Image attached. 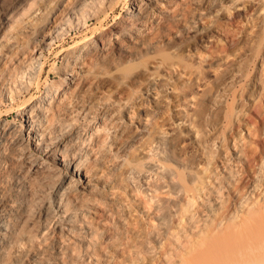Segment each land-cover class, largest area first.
Masks as SVG:
<instances>
[{"label": "bare ground", "instance_id": "6f19581e", "mask_svg": "<svg viewBox=\"0 0 264 264\" xmlns=\"http://www.w3.org/2000/svg\"><path fill=\"white\" fill-rule=\"evenodd\" d=\"M24 1L26 2L27 0ZM112 1L113 0H74V3L71 2L72 5L70 4L71 6L66 4L65 8H67L69 12H72V14H67V9H61L59 10L60 14H56L59 17L58 19H60L61 14H63V17H61L59 21L52 22L50 26H46L40 31H37L38 38L34 42V46L31 45L34 52L31 49L27 50V47L26 49L24 48L23 45L26 44L24 41L21 42L25 43L23 45L18 43V41L13 43L10 41V34L15 28V24L12 25L13 23L10 24L9 22L11 20L10 16L14 15L15 17V14L11 15V13H19L22 8L17 7L19 11H14V8L18 6L15 5V7L12 8L13 11L11 10V13L8 12L0 23V39H6L5 42L0 41V52L5 50L3 58L0 57V60L4 59L5 63H11V67L13 66L12 64L16 63L17 65L13 67L17 70V66L19 65L18 70H20V65L28 63V59H26L27 57L25 55L30 52V50V56H32L34 61L36 60L34 58L41 59V56L44 55V45L51 47V49L60 46L61 43L59 41L60 39L61 41L64 39L63 37L68 30L71 31L81 27V24H86L89 18L99 20L101 16L105 14L106 7L112 4ZM227 1L231 3H228V5ZM248 1L250 2L251 0ZM248 1L134 0L132 10H129L127 6L128 11L124 20L114 25L112 31L109 33H102L95 39H84L68 46V48L61 49V51L58 52L59 54L57 53L58 57L54 65V72L58 75L57 81L53 80L51 82V73L47 74L46 82L48 81V85L46 88H48L41 100H38L40 102L38 103V101L31 99L34 102L31 103L30 107L25 110L23 108V110L20 109V113H18L21 117V129L19 128L20 132L18 128L14 127V129H17H15V132L18 131L17 133L20 135L19 141L22 140L25 146L13 147L11 150H9L7 146L8 151L5 146L9 145L11 142L6 144L7 142L5 141L6 143H4V145H6L4 146L2 139L0 140V164L3 162L4 165V162H8L7 164H9L10 169L5 165L4 167L7 168V172L8 169L13 172L11 176L14 175L13 185L16 186L14 190L16 191L15 193H17V195H23V198L24 196L26 197L25 200L19 204L13 201L14 199L11 202H7L8 199H5L7 203L3 201L5 204L2 203V205H0V245L2 249L4 245H10V248L13 246L12 244H14V246L16 245L14 237H18L16 233L21 226H18V221H21V219L17 218H19L21 212L18 217L16 213L19 212L21 208L20 210L24 209L23 211L27 214L26 210L30 208L31 211V208H33L30 207L32 202V206L36 204L39 211L37 210L38 212L36 214V208L34 207L33 209H35V211L33 209L31 213L29 211V217L25 216V218L30 220L31 215L33 217L32 213L35 212L36 218L39 220H36L34 216L33 218L36 222H32V225L35 227L34 231L37 232V235L42 233L43 236L45 234L43 228H47L48 226V223L42 224L39 223V221H41V219L49 221V218L52 217V213H54L53 210L55 213L59 212L63 214L65 223L63 222L64 224L60 226L59 223L54 221L58 224L55 228L59 234L67 236L66 238L69 237L68 240L70 243H67L68 246L66 245V247L73 254L72 260L75 261L74 258L77 257L82 258L81 255L79 256L74 253L75 248L73 247L75 244H78L80 248H86L85 251L89 250L92 254L95 253L96 261H93L94 264H106L104 260L109 261L113 259L112 250L115 252L118 248V243L114 239L124 236V233L127 234V232H125L126 224L128 223L127 217L135 211L136 206H139L144 212H148L147 216L150 218L151 225H153L150 230L152 236L151 242L155 245L156 241H159V245L157 246L158 250L154 255L152 253L153 256L150 258L151 264H264V155L261 158L258 168L254 170V173L246 166L243 170H245L247 174H243L242 170L240 169V171L238 168L239 166L237 163L239 162H236V160L239 161L242 157L243 151L235 140V153L234 156L232 155L235 157V164L232 165L231 163L230 165L222 160L226 172L225 175H222L224 177L221 178L223 179L220 180L221 183L219 181L217 186L208 187L202 179L201 184L198 185L192 182L184 172L174 169V167L168 163L166 147L171 140V133L164 128V124L156 121L158 116L169 104V94L178 89L184 91V87L188 86L185 79L175 80L173 84L171 80L174 73L172 74V72L179 73V76L183 75V73H188L189 71H187V69L190 66L188 67L185 62L186 56L193 57L196 54L200 58L199 55H201L203 50L201 51L199 46H202V40L204 43L205 39L216 40L217 33L223 34L222 32H225L227 27L225 25L226 23L227 25H233L232 23L234 21V24L236 23L235 19L228 20V22L225 23L221 21L222 19L220 20V18L222 16L218 15V13L222 14V12H220L221 9L225 7L227 9L226 13H231L233 8L244 10L245 17H247L244 18V20L248 19L249 12H251L249 9L250 7L247 8V5H250L247 3ZM255 1L256 0L252 2ZM260 1L264 2V0ZM260 1L259 3L261 4ZM18 2H20V0ZM25 2L22 1L23 5ZM51 2H53V0ZM29 4L31 5V1H29ZM51 4L53 3H50V7ZM26 5H28L27 2L25 6ZM44 6L46 5L43 4V6L38 7L46 9ZM63 6L65 5L63 4ZM251 7H253L252 3ZM258 7L256 9H258ZM29 8L31 10V7H28V9ZM260 8L263 10L264 6H260ZM35 9H37V7ZM48 9L50 8L48 7ZM246 9L249 10L247 14L245 11ZM251 9L254 10V8ZM41 10L39 12H41ZM27 11H25L24 14H26ZM61 11H66L65 13L67 16ZM212 11L214 12L212 13ZM263 11L261 12L264 13ZM255 12L254 10L252 13L255 14ZM261 12L256 13L259 14V19L262 20L263 17L260 18ZM32 13L35 14L36 12ZM207 13L211 14L207 16ZM234 13L237 14L235 10ZM252 13H250L253 17H251V19L254 20L255 18L258 21L257 17H254ZM223 14L225 13L223 12ZM72 15L75 17L76 22ZM30 17L32 18V15L26 17V19ZM227 17L229 18L230 15H227ZM55 18L58 20L57 17ZM55 18H53V20ZM232 18H234V16ZM5 19H7V21ZM256 20H254V22H256ZM20 21L21 20H19V22ZM200 21H206V23L203 22V24H201L202 28H198L200 27V25H198ZM230 21L233 22L230 23ZM251 21L250 23H252ZM32 22L31 24L33 25L34 23ZM31 24L29 23V26L27 25V29ZM196 24L198 26H195ZM258 25V22L252 23L249 26V30L247 29L244 35L242 33V35L239 34L238 29H240V27L234 29H237L234 31L235 33L238 31L236 35L233 33L235 35H233L234 38H238L237 35L239 34L240 37L238 39H247L246 42L249 44L243 43V47L244 44L248 45L245 47L246 51L248 47L250 49V46L253 45L254 49L251 47V50L256 52L255 46L260 47L264 41V29L261 27L263 25L260 24V27H258ZM256 26L259 29H255L254 27ZM27 29L23 31H28ZM32 29L33 28L30 30ZM227 29L228 31H226L229 33L230 29ZM244 30L246 31V28ZM241 31L243 32L242 29ZM214 33L216 34L214 35ZM231 35L230 33L228 36ZM218 36L220 37V35ZM234 38L231 36L229 39ZM177 39L180 40L178 41ZM187 39L193 40L188 41ZM204 46L208 47L209 45L207 46L205 44ZM241 46L240 48H243ZM232 49H234V47H232ZM222 50H225L227 60H229L228 58L230 57L228 56L232 53L230 51L227 53V49ZM31 53L33 54L31 55ZM177 53L181 56L178 60L174 59V54ZM205 53L206 52H204V54ZM28 54L27 56H29ZM150 55H158L160 58L158 60L156 56H153L157 61L151 62L152 65L150 67L136 71L135 65ZM62 56L63 60L60 61ZM24 59L27 62H23ZM31 61L29 60V62ZM36 61L34 62L35 64ZM243 62H245V59ZM32 64L29 63V65ZM40 64L41 66L39 67L41 68L39 72H37L38 74L36 73V68L39 69V67H34L35 71L34 69L32 70L34 71L33 73L36 74L28 78L29 80L27 83L29 84L25 85L26 87L23 84H19V86L23 85L21 87L28 88V90L33 86V80L35 81L45 69L44 62L42 61ZM220 64L218 67H220ZM3 65L2 67H4ZM29 65H27V68ZM232 65L225 68L223 67L222 72L224 79L228 81L225 85L230 84L231 87L232 85L235 86L236 82H240L241 78L239 77L245 75L243 65V67L241 65H239V67L237 65ZM24 66L23 68H25ZM5 67L8 70L10 65L9 67ZM11 67L10 70H12ZM14 68L12 71L14 75L6 73V75L10 74L11 77L8 76L11 79L12 77L16 79V76L18 77L19 74V72H16L17 74L15 73L16 70H14ZM32 68L33 66L31 69ZM26 76H28V74L23 77ZM185 76H187V74ZM194 77H197L198 80V76ZM4 78H2V80H4ZM21 78L22 77L19 79ZM5 79L7 80V78ZM14 81L15 80H13L12 83H14ZM10 83L11 82H9V84ZM6 87L7 85H3L2 88H0L4 91V93L3 91L0 92L1 99L8 93ZM18 87L16 89H18ZM9 89V97L11 96L13 101L16 97L14 94L16 90L13 91L12 87H9ZM25 90L27 92V89ZM252 90H249V92H251L250 95L248 94L249 99H252V95L256 94L254 93L255 91ZM20 91L23 93L24 90ZM16 94L19 96L20 93ZM184 95L186 97L188 92ZM235 96L234 99L236 101L237 98ZM30 97H32L31 94ZM241 97L243 98V96H239V101ZM19 99L20 98H18V100ZM6 126L8 127V125H5V127ZM5 129L9 130V128ZM10 132L7 131V134ZM195 132L194 136L196 138L199 134L198 131ZM10 134L7 135L9 138L6 139L10 141V138H12L14 140L15 137H10ZM14 134L18 135L16 133ZM17 138L15 139L18 141ZM16 143L15 141V144ZM18 143L22 145V143ZM26 164L28 165V169H26ZM22 166H25L23 167V171L26 170V174L21 172ZM3 173L1 172V175H3ZM1 175L0 198L5 190L4 186V190L1 188L2 179L4 178L2 177L1 179ZM252 175L253 178L248 179V177ZM32 176H34V178ZM7 178L10 179L11 177ZM35 178L38 181L37 183H35L36 180H34L35 182L33 181ZM11 180L13 179H10V181ZM170 187L173 188L174 194L179 195L183 192V194L186 195L185 203L180 206L172 205L171 207L165 205L164 193L168 191ZM37 188L43 193L42 196L44 198L51 193L52 200H50L52 202L46 199L49 196L45 199L42 198V200L39 198L38 203H40V205L37 206V202H33L35 200L32 201V197H34V199L36 197L33 192L34 190L36 192L38 190ZM225 188L229 189L227 196H229L230 193L236 194L233 200L229 199L231 197H228V200L226 199ZM11 191L14 192L13 190ZM129 191V196H134L135 194V200L133 198H128ZM36 193L38 194V192ZM122 193H126V196L122 197ZM29 197H31V200ZM197 202H199L198 207H196ZM4 211L5 214L8 212L9 215H5ZM23 211L22 214H24ZM14 214L17 218H13L12 215ZM53 216L55 217V214H53ZM167 216L171 218L170 222H168L170 218L166 219ZM54 217L53 219H55ZM26 219L23 222L24 225L25 221L27 225L30 224L31 221L27 222ZM50 219L49 225L50 222L53 224L52 218ZM52 224L46 230L50 229V227L53 228L54 226H52ZM32 225H29V228L32 227ZM32 231L30 233H32ZM25 232L26 234L28 233L26 230ZM55 232L52 233L54 234ZM30 233L27 236H30ZM33 233L31 235H33ZM48 233L50 234L49 231ZM49 234H46L48 239L51 236ZM22 236L24 235L22 234ZM37 238L39 239V237ZM18 239H20V236ZM46 239L47 237L45 240ZM20 240L17 241L19 242ZM28 240L31 242L35 241L32 237ZM22 241L24 240L20 242ZM40 241L42 242L43 240L41 239ZM62 241L63 240H61V242ZM104 241L111 243L108 247L109 249L105 247L107 245L106 242L103 247ZM64 242L61 246H64ZM149 244L150 241L148 242V245ZM17 245L19 246V244ZM58 245L60 244L58 243ZM78 245H76V248ZM71 246H73L72 248L74 250L71 249ZM148 247L150 249L151 246H147V248ZM50 248V250H52V245ZM41 249H45L44 253L48 250L39 246L33 255L35 262H32L41 264L58 262L57 260L51 262L48 261L49 258H43L46 257L47 254L45 255L42 253ZM50 250L48 253H51ZM10 251H12V249ZM6 252L9 253V249H7ZM43 254L45 256L42 257ZM85 254L86 253L83 255L85 256ZM147 254H149V252ZM3 255L4 254H2V256ZM50 255L52 256V254H49V256ZM86 255L91 257V255ZM5 257H0V264H15V262H11L12 260L10 262L7 261L8 258L5 259ZM81 260L83 259L78 260V262L75 261V263L78 264ZM90 260L89 258L88 261ZM61 261L66 263L64 260ZM32 262L31 264H34ZM140 262L142 263L141 260ZM145 262V264H148L147 261ZM87 264L89 263L87 262ZM90 264L92 263L90 262Z\"/></svg>", "mask_w": 264, "mask_h": 264}, {"label": "rangeland", "instance_id": "374dc122", "mask_svg": "<svg viewBox=\"0 0 264 264\" xmlns=\"http://www.w3.org/2000/svg\"><path fill=\"white\" fill-rule=\"evenodd\" d=\"M18 1L19 0H0V23L5 18V15L8 14V12L11 13L13 11L12 8L15 7V5H18L14 8V11L17 10V12L19 11L18 9L20 7H22L21 8L22 11L20 9L19 13H11V15L15 14V17H14V15L10 16L11 20L9 22H10V24L13 23L12 25L15 24L14 25L15 28L13 29L12 33L10 34V36H11L10 41L12 43L17 42V41H18V43H21L24 41L26 44L25 43H21V44L22 45L25 44L23 46L25 49L27 47V50L33 49V47H31V45L34 46V44H35L34 42L38 38V35H37L38 32L37 31H40L42 28H44L46 26H50L52 24V22L54 23L55 21L56 22L59 21L61 19V17H63L62 16L63 14H61L60 19H58L59 17L56 14H58L60 12L59 10H61V9L66 10L67 9V8H65L66 4L71 6L72 3H74V0H53V2H51L52 0H50V2H49V0L48 1L47 0H29V1H31V5H30L29 1L27 0L26 2L28 3V5L25 6L26 2L24 0H20V2H18ZM22 1L25 2L24 5H23ZM246 1H248V0H246ZM252 1H254V0L247 2L250 4L249 6L247 5V8L250 7L249 9L251 10V12H249L248 19L249 18L251 19L252 16L250 13H252L254 10L258 13L264 10V9L262 10L260 8V6L261 7L264 6L263 1L258 0V2H257V0H256L255 1L256 3L252 2ZM259 1L261 2V4L259 3ZM133 2H134V0H113L112 4L106 7L105 14L102 15L100 18L101 20L89 18V21L86 24L82 23L81 27L76 28L75 30L73 29L71 31L68 30L67 33L63 37L65 40L62 39V41H61V39L58 38V39H60L59 42L61 43V45L58 46L59 48L56 47V48L51 49V47L44 45L43 46L44 55L41 56V59L34 58L37 60V61L35 60L36 64L34 63L35 61L33 60L32 56H30L31 50H30V52L27 51L29 54L27 52L26 53L29 56H27V54H26L25 56L27 58L24 57V58L28 59L27 60L28 63H26V64L29 65V63L32 64V62H33V64H35V65H33V64L29 65L28 66L29 69H28L27 65L25 63H23V65H20L21 66L19 68L20 70H18L19 65L17 66V70H16V68H14V67L17 64L16 63L12 64L13 66L15 65L14 67L12 66L14 68V70H16L15 73L19 72V74H20V75L18 74V77L16 76L17 80L14 79V77H12V79L15 80L14 83H12L13 80L10 78L11 77L10 74H8L10 77L8 75H6V73H11L12 75H14L13 74L14 72L12 73L13 68L11 67V63L10 64H8L7 62L5 63L4 59L0 60V64H1L0 66L1 67L3 64H5V65H3L4 67H2V68L0 67V73H1L0 78L1 77L7 78V80L4 78L5 81L2 80V78L0 79L1 80L0 81L1 82L0 88H2L3 85H7L6 88H7V92H8V93H6V95H4V97L2 99L0 97V102H1L0 103V132H1L0 134H2V135H0V140L2 139L3 145L6 142H7L6 144H8V142H11L9 144L10 146L6 145V144H5L6 146L4 145L6 150H8V149L11 150V149H13V147L15 148L18 146H21V147L25 146V143L22 140L19 141L20 135H19V133H17L18 131L20 132V129H21L20 128L21 127L20 126L21 117L18 115V113H20V109H22V108L24 110L28 109L32 102L41 100L42 96L45 95L46 89L48 88V87L46 88V86L48 85V81L46 82L47 74L51 73V80H50L51 82L53 80L57 81L58 75L56 74V72H54L55 71L54 65H55V60L57 59L58 54H59L58 52L61 51V49L68 48V46H71L77 42L84 40V39H92V38L95 39L99 35H101L102 33H109L110 31H112L114 29V25H116V24L120 23L122 20H124L125 15L127 14V11H128L127 6L129 8V10L130 9L132 10V8L134 6ZM50 3H53V4H51V7H50ZM228 3L230 4L231 2L227 1V4ZM251 3H252L253 7H251ZM21 4H22V6H21ZM43 4L46 5V6H44V7H46V9L38 7V6H43ZM63 4L65 6H63ZM253 4L254 5L256 4L255 5L256 7ZM17 7H19V8H17ZM25 7H26V10H25ZM28 7H31V10H30V8L28 9ZM36 7H37V9H35ZM48 7L50 9H48ZM240 7H243V6H240ZM257 7H258V9L259 8L260 9L259 10L256 9ZM32 8L34 9V11ZM39 8L43 9L44 11L39 9ZM251 8H254V10H252ZM38 9H39V11L41 10V12H39ZM35 10H37V11H35ZM221 10H220V12H222V14L218 13V15L222 16L220 18V20L222 19L221 21H223L225 23V22H228V20L235 19L236 20V23H235L236 26L234 24V22H235L234 20H233L234 22L230 21V23L233 22L232 23L233 25H229V24L227 25V23L225 24L227 26L226 30L228 31L227 28L230 29L229 33L226 30H225V32H222L223 34L217 33V38L219 37L218 35H220L218 40H217V38H216V40L215 39H205V43L202 40V42H201L202 46H204L205 44L207 46L208 45L209 46L208 47L199 46L201 51L203 50L202 51L203 54L201 53V55H199L200 58L196 54H195L196 56L194 55L193 57L186 56L187 58L185 59V62L188 65V67L189 66L190 67L187 69V71H189V72L183 73V75L187 74V76H185V75L179 76V73L172 72V74L174 73L172 75L173 77L171 80V82L173 84L175 83V80H179V79L184 80L185 79V81L188 83V86L184 87L185 92L182 91V89H178L176 91L175 90L172 91L169 94V104L163 110V112L158 116V119L156 120L157 122H161L162 124H164V128L168 132L171 133V140L167 144V147H166V150L168 153V163L171 166H173L174 169H177L179 171L184 172L189 177V179L192 182H194L195 184L200 185L201 180L203 179L206 183V186H208V187L215 186V185L217 186L219 184V181L223 180V179H221L224 177L222 175H225V172H226L224 170L225 168H224L223 162H227L230 165H231V163H232V165L235 164V161H234L235 157H233L234 153H235V147H234L235 146V140L237 141L238 146L239 147L241 146L240 148L243 151L242 157L239 159V161L236 160V162H239V163H237L239 166L238 168H239V170L240 169L242 170L243 174H247V172L245 170H243L246 168V166H248V168H250L254 173V170L258 168L259 163L261 162V158L264 155V61H263L264 60L263 59L264 58V56H263L264 55V53H263L264 52V41H263L262 45H260V47L255 46V49H256V52H255V51L251 50L252 48L254 49L253 45H251V44H250L251 46L249 45L250 49L248 47L247 51H246L245 47H247L248 45H245V44H249L246 42L247 39H238L240 37L239 34L242 33L244 35L247 32V29L249 30V26L252 23L258 22L259 23L258 27H260V24H261V25H263L261 27L264 29V23H263V20H264L263 14L264 13L261 12V14H260L261 15L260 18L263 17L262 20L259 19V16H258L259 14H257L256 12H255V14L252 13V15H254V17H257L258 21L255 18H254V20H256V22H254L253 19H251L252 21L249 19L252 22V23H250V21L248 19L244 20V18H247V17H245L244 10H237V8L236 9L233 8L232 9L233 13L232 12L226 13L227 9L225 7ZM234 10L237 14L234 13ZM25 11H27L28 13L26 12V14H24ZM66 11H67V14H69V15L72 14V12H69L68 9ZM245 11L247 14V11H249V10L246 9ZM32 12H36L35 14H37V15H35ZM61 12L65 13L64 11H61ZM213 12L214 11H212V13ZM223 12L225 14H223ZM67 14L65 16H67ZM209 14H211V13H209ZM209 14L207 13V16H209ZM31 15H32V18L30 17V18L26 19V17H29ZM227 15L228 16L230 15L231 18L230 17L228 18ZM33 16H35V17H33ZM233 16H234V18H232ZM36 17H37V19H36ZM39 17H40V19H39ZM55 17H57L58 20H56ZM72 17L74 18V21H75V17L73 15H72ZM53 18H55V19L53 20ZM28 19L29 20L32 19V20L29 21ZM5 20L7 21V19H5ZM19 20H21V21L19 22ZM26 20H27V22H26ZM35 21H36V23H35ZM31 22L34 24L32 25ZM203 22L206 23V21H200V23L198 22L199 24L197 23L198 25H200V27H198V28H202L201 24H203ZM26 23H28V24H26ZM29 23L32 25V27L30 25V27L33 28L32 30H30L31 29L30 27L27 29V27L29 26ZM197 24L195 26H198ZM248 24H250V25H248ZM63 26H65V25H63ZM230 27H232L233 29ZM237 27L238 28L240 27V29H238L239 30V34L237 35L238 38H234L233 33H235L234 31L237 30V29L236 30H234V29ZM258 27L256 26L254 28L259 29ZM243 28L244 29L246 28V31ZM262 28H260V29H262ZM26 29L28 31H23ZM241 29L243 30L244 33L241 31ZM30 31H32V32H30ZM230 33L232 34L231 36L234 39H229V38H231V36H228V35H230ZM237 33H238V31L235 33V35ZM188 34H191V33H188ZM215 34L216 33H214V35ZM226 34H227V36H226ZM220 38H223V39H220ZM3 39H0V41L5 42L6 39L5 40H3ZM177 40L179 41L180 39H177ZM187 40L192 41L193 39L192 40L187 39ZM221 40H223V41H221ZM248 40H250V39H248ZM243 43H245L244 47H243ZM225 44H226V47H225ZM241 44H242V46H241ZM231 46L234 47V49H232ZM236 46L238 49L236 48ZM240 46L243 47L244 50H243V48H240ZM260 48H261V50H260ZM222 49H227L226 50L227 53L229 51L232 54L234 53L233 56L231 54L230 56H228V57H230V58H228L229 60H227L225 50H222ZM237 50H239V51H237ZM218 51H220V52H218ZM176 52H178V51H176ZM204 52H206V53L204 54ZM4 53H5V50L3 52H0L1 58H3ZM258 53H259V55H258ZM32 54L33 53H31V55ZM185 54H187V53H185ZM174 55H175V57L174 56L173 57L176 60L181 58V56H179L178 53L174 54ZM153 56H156L158 58V60L160 58V56H158V55H150L146 59L137 63L135 65V70L139 71V70H142L143 68L150 67L152 65L151 62L157 61V59L155 60ZM202 56H204V57H202ZM28 57L31 59H29ZM225 57H226V59H225ZM244 59H245V62H243ZM29 60L30 61L32 60V61L29 62ZM38 60H39V63H38ZM41 60L44 62V65H45L44 72L42 73L44 75L41 74L37 79H35V81L33 80L34 84H32L33 86H31V88L28 90V88H25L26 87L25 85L29 84V83H27V81L29 80L28 78L30 76H32L33 74H36L37 72H39V70L41 68L39 66H41L40 63L42 62ZM62 60H63V56L60 58V61H62ZM25 61L26 60L24 59L23 62H25ZM239 61L241 64L243 63L242 65L244 67L239 63ZM218 63L219 64L221 63L220 67H218L219 66ZM222 63H225V64H222ZM228 64L229 65L233 64L232 66L237 65L238 67H239V65H241L243 67L244 73H245V75L243 77H239V78H241L242 81L240 80V82H236L237 85L236 84H235V86L232 85V87L230 84H229L230 87L228 84L225 85V83L228 81L226 79H224V77L222 75L223 67L224 68L228 67L229 66ZM9 65H10L12 70H10ZM5 66L9 67V69L7 70V68ZM23 66L25 68H23ZM30 66L31 67L33 66V68L31 69ZM34 67L35 68L39 67V69L36 68V73H33L35 71ZM3 68L6 69L7 71H9V70L10 71L7 72ZM33 69H34V71H32ZM30 71L32 72V74ZM219 71H221V72H219ZM26 72H28V73H26ZM3 74H4V76H3ZM27 74H28V76L23 77ZM199 75H200V77H199ZM19 76L22 78L19 79L20 78ZM181 76H183V77H181ZM194 76H198V80H197V77H194ZM189 77H190V79H189ZM8 78H10V79H8ZM6 81H7V83H6ZM9 82H11L10 83L11 85L9 84ZM15 83L16 84L18 83V84L16 85ZM25 83H27V84H25ZM19 84H23L25 87H21L23 85L19 86ZM13 86H15V87H13ZM223 86H224V88H223ZM9 87H12L13 91L16 90L14 92L16 97L13 101H12L11 96L9 97V94H10ZM17 87H18V89H16ZM19 89L24 90L23 93ZM25 89H27L28 93L26 92ZM250 89L251 90L253 89L252 91H255L254 93H256V94L252 95V97H251L252 99L248 98L250 93H251V92H249ZM17 90H19L20 92ZM235 90H236V92H235ZM2 91L3 90L0 89V92H2ZM187 92H188V95H186V97H185L184 94ZM3 93H4V91H3ZM16 93H20L19 96ZM7 94H8V96H7ZM21 94H22V96H21ZM30 94L32 95L33 98L30 97ZM235 94H236V96H235ZM238 95L243 96V98L241 97L240 101H239ZM234 96L238 99V101H237V99L235 101ZM17 97L20 99L18 100ZM29 99H30V101H29ZM31 99L34 101H32ZM39 102L40 101H38V103ZM36 112H37V110H36ZM5 125H8V127L7 126L5 127ZM4 127L9 128V130H6ZM14 127L18 128V129L20 128V129L15 132L16 128L14 129ZM13 129H14V131H13ZM3 131H4V133L6 132L5 136H4ZM7 131L8 132L12 131V132H10L12 134H10V133L7 134ZM195 131H198V134H199L198 137H196V138L194 136V134L196 133ZM13 132L18 134V135H15ZM9 134L11 135L10 137H13V138L18 137L17 138L18 141L15 138H14V140L12 138H10V141L7 140L6 138H9V136H7ZM13 134H14V136H13ZM15 141L17 142L16 144H15ZM18 142L22 143V145L21 144L19 145ZM7 146H8V149H7ZM210 159H211V161H210ZM222 160H223V162H222ZM7 163L8 162H6V163L4 162V165L7 166V168H8L9 164H7ZM4 165H3V162H1V164H0V175H1V172L2 173L4 172L3 175H1V179H2V177H4L2 180L5 181V182L2 181V184L4 183L5 185L1 184V188H2V190H4V188H5V190L3 191V194L1 195L2 197L0 198L1 199L0 205H2V203L5 204L7 202H11L13 199H14L13 201H15L16 203L19 204L20 202L25 200L26 197L24 196V198H23V195H17V193H15L16 191H14V190H15L16 186L13 185L14 175L11 176V174H13V172H12V170H9L10 167L8 169V172H7V170H6L7 168H5ZM27 166L28 165L26 164V169H28ZM23 167H25V166H22V168H21L22 171L21 170L20 171L23 172V174H26L27 171L26 170L23 171V169H24ZM7 177H11L10 179H13V180H11L12 184H11L10 179ZM32 177L34 178V176H32ZM249 178H253V175L248 177V179ZM34 180H36V182ZM33 181L35 183L38 182L36 178L33 179ZM220 183H221V181H220ZM6 184H7V186H6ZM3 186H4V188H3ZM225 189H226L225 190L226 199L228 200V197H231L229 199L233 200L235 198L236 194L230 193L231 196L230 195L227 196L229 189H227V188H225ZM8 190L10 191V193ZM11 190H13L14 192H12ZM34 192H35V190H34ZM34 192H33V194L36 197L34 199V197L31 196L33 198L32 201L35 200L33 202H35V203L37 202V206H38V205H40V203H38L39 202L38 199L40 198L42 200V198H44L42 196L43 193L40 191V189H38L36 191V192H38V194L36 192L35 193ZM9 194H10V197H9ZM129 194H130V191L128 193V198L129 199L133 198L135 200V194H134V196L133 195L129 196ZM38 195L39 196L41 195V196L39 197ZM12 196H14L16 198V200ZM48 196H46L48 198H46V197L45 198L48 201L50 199L52 200L51 193ZM50 196H51V198H50ZM121 196L125 197L126 193H122ZM31 197H29V199ZM10 198H12V199H10ZM5 199L6 200L8 199L7 202L5 201ZM41 200H40V202H41ZM51 200H50V202H52ZM185 201H186V195H184L183 192H181L179 195L174 194L172 187H170L168 189V191H166L164 193V202H165V205H167V206H170V207L172 205L180 206L181 204L185 203ZM30 205H31L30 207L36 208V214H37V212L39 211V208L36 207V204H34L32 206V202H31ZM198 206H199V202H197V204H196V207H198ZM33 208H31V211ZM20 209H19V212L16 213V216L18 217V215L21 212V215H20L21 218H20V216H19V218L15 217V214L12 216H13V218L21 219V221H18V226L23 225L22 226L23 229L20 226L19 227L20 231L18 229V231L16 233L18 237L17 238L14 237V239L16 240V241H14L16 243L15 246H14V244H12L13 246H11V248H10V245L9 246L4 245V247L2 249V246L0 245V247H1L0 248V253H1L0 257H5V255L7 254L5 259L8 258L7 261H9V262L12 260L11 262L12 263L15 262V264H17V262H18V264H31L32 261L35 262V260L33 259L34 252L36 251V249H38L39 246H41L43 248L48 249V250H46L47 251L46 253H44L45 249L44 250L41 249L42 253H44L45 255L47 254L48 256H49V254H52V256L50 255L49 257L47 255H46V257H43L45 255L44 254L42 255L43 258H46V259L49 258L48 261L52 262L54 260H57L59 262V264H61V263L62 264H66V263L67 264H73V263L76 264L75 261L78 262V260L83 259L80 261L81 263L79 262L80 264H85V262H86V264H87V262L89 264H90V262L92 264H94V262L96 261L95 260V253L92 251L94 253V254H92L91 251H89V250L85 251L86 248L85 249L80 248V246L78 244H75L74 247L71 246V249L75 248V250L73 249L75 251L74 253H76L79 256L81 255L82 258L75 256L78 258V260H77V258H74L75 261L72 260L73 254L66 247V245L68 246V244L70 243V241L68 240L69 237L66 238L67 236L59 234L57 229L55 228L58 226L57 223H59L60 226L65 223L63 214H61L57 211H56L57 213H55V211L53 210L54 213H52V215H51L52 217H50L53 220V224H52V222H50V225L52 224V226H54V227L53 228L50 227V229H48V230H46V229L49 228V226H50L49 221L51 219L49 218V221H47L45 219H41V221H39V223H42V224L48 223L47 228H45V227L43 228V230H44L43 232L45 233L43 235L44 236L43 237L42 233H40V235L39 234L37 235V232L34 231L35 227H33V225H32L33 224L32 222L35 223L36 220H39L38 218H36V214L34 212L35 209H33L34 213H32V214H33V217L35 216L34 218L36 220L32 217L31 214H30L31 215L30 220H27L28 218L27 219L25 218V216L29 215L28 213L30 211V208L27 209L28 211L26 210L27 214H25V212L23 211L24 209L23 210H20ZM22 211L24 214H22ZM31 211H30V213H31ZM147 213L148 212H146V211L144 212L143 209H141L139 206L138 207L136 206L135 211H133V213H131L127 217L128 223L126 224V229H125V232H127V234L124 233V236H121L120 238L117 237V239H114L118 243V248L115 252L112 250V252H113L112 255L114 257V258L112 257L113 259H110L109 261L104 260L106 264H143V263L145 264L146 263L145 261H147L148 264H151L150 258H152V256L158 250L157 246L159 245V243H158L159 241L158 242L156 241L155 245L153 242H151L152 236L150 234V230L152 229L153 225H151L150 218L147 216ZM4 214H5V211H4ZM53 214H55V217L53 216ZM5 215H9L8 212H6ZM22 217H23V220H22ZM53 217L55 219H53ZM62 217H63V219H62ZM167 218H170V217L167 216L166 219ZM25 219L27 220V222L31 221L30 224H28V225L25 221V225L28 227H26L23 223ZM54 221L57 223H55ZM170 221H171V218L168 219V222H170ZM29 225L30 226L32 225V227L29 228ZM27 229H29V230H27ZM25 230L28 232L27 234H26ZM32 230L34 231V233ZM31 231H32L34 237H33V235H31L32 234V233H30ZM48 231L50 232V234L48 233ZM18 232H20V233H18ZM22 232H24V233H22ZM52 232H55V233L53 234ZM29 233H30V236H27ZM18 234H20V235H18ZM22 234L24 236H22ZM46 234L51 235L49 237V239H48V236ZM36 235H37V237H39V239L36 237ZM19 236H20V239L24 240V241L20 242L21 240L18 239ZM25 236H26V238L30 237L28 239H31V237H32V239H35V241L31 242L28 239H26ZM46 237L48 240L47 239L45 240ZM41 239L43 240L42 242L40 241ZM17 240H20V241L18 242ZM61 240H63V241L61 242ZM118 240H120V241H118ZM149 241H150V244L148 245ZM63 242H64V246L63 245L61 246V244H63ZM105 242L106 241L103 242V247L105 245ZM119 242H120V244H119ZM58 243L60 245H58ZM151 243H152V245H151ZM17 244H19V246ZM49 244L52 245V250H50L51 245H49ZM106 244L108 246L106 245L105 247L108 248L111 243L106 242ZM76 245H78L77 248H76ZM147 246H151L150 249H149V247L147 248ZM14 247H15V249H14ZM146 248H147V250H146ZM7 249H9V253L6 252ZM11 249L13 252L10 251ZM80 249H83V250H80ZM49 250L51 251V253H48ZM140 252H141V254H140ZM148 252H149V254H147ZM84 253L91 255V257H89L85 254V256H87L91 259L90 261H88L89 258H87L83 255ZM152 253H153V255H152ZM2 254H4V255L2 256ZM11 254H12V256H11ZM53 257H54V259H53ZM11 258H13V259H11ZM70 258H71V260H70ZM50 259H53V260H50ZM144 259H147V260H144ZM61 260H64V262L66 261V263H63V261H61ZM140 260L142 261V263L140 262ZM82 261H85V262H82ZM34 262H32V263H34ZM58 262L57 263L52 262L51 264H58ZM34 264H41V263H34Z\"/></svg>", "mask_w": 264, "mask_h": 264}]
</instances>
